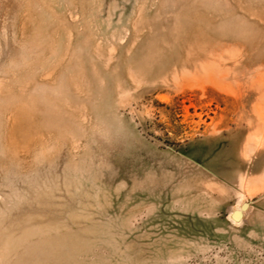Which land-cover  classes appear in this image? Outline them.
Here are the masks:
<instances>
[{
  "label": "rangeland",
  "instance_id": "374dc122",
  "mask_svg": "<svg viewBox=\"0 0 264 264\" xmlns=\"http://www.w3.org/2000/svg\"><path fill=\"white\" fill-rule=\"evenodd\" d=\"M0 264H264V0H0Z\"/></svg>",
  "mask_w": 264,
  "mask_h": 264
},
{
  "label": "bare ground",
  "instance_id": "6f19581e",
  "mask_svg": "<svg viewBox=\"0 0 264 264\" xmlns=\"http://www.w3.org/2000/svg\"><path fill=\"white\" fill-rule=\"evenodd\" d=\"M244 203V202H243ZM243 203H241V205L239 206V207H237V208H234L232 211H231V213L234 211V210H238L240 213H241V218L239 219V220H235V219H233V218H231L233 221H235V222H239V221H241V220H243V218L245 217V215H246V212H247V209H248V206L250 205H248V206H242L243 205ZM231 213H230V217H231Z\"/></svg>",
  "mask_w": 264,
  "mask_h": 264
},
{
  "label": "water",
  "instance_id": "95a60500",
  "mask_svg": "<svg viewBox=\"0 0 264 264\" xmlns=\"http://www.w3.org/2000/svg\"><path fill=\"white\" fill-rule=\"evenodd\" d=\"M242 206H248V203H243ZM231 218L235 219V220H239L241 218V213L238 211V210H234L232 213H231Z\"/></svg>",
  "mask_w": 264,
  "mask_h": 264
}]
</instances>
